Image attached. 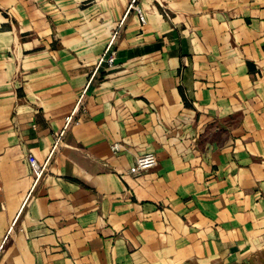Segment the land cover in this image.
Here are the masks:
<instances>
[{
    "label": "crops",
    "instance_id": "crops-1",
    "mask_svg": "<svg viewBox=\"0 0 264 264\" xmlns=\"http://www.w3.org/2000/svg\"><path fill=\"white\" fill-rule=\"evenodd\" d=\"M260 263L264 0H0V264Z\"/></svg>",
    "mask_w": 264,
    "mask_h": 264
},
{
    "label": "built area",
    "instance_id": "built-area-1",
    "mask_svg": "<svg viewBox=\"0 0 264 264\" xmlns=\"http://www.w3.org/2000/svg\"><path fill=\"white\" fill-rule=\"evenodd\" d=\"M134 11L138 16L139 22L141 24H144V16H143L140 8L135 7ZM107 62L109 64L112 63L113 58L112 57L108 58ZM69 119L67 121H69ZM59 137L57 138L54 146L57 145ZM119 149L120 148L118 145L112 146V150H114V151H119ZM26 161H27L28 167L30 169V172H31V175L33 178L32 188H34L35 185L39 182V180L42 178V176L44 174L45 165H42V166L39 165L37 163L36 159L32 155H27ZM154 162H155V157L152 154H146V155L140 156L135 160L134 170H140L141 168H143L145 166H149V165L153 164Z\"/></svg>",
    "mask_w": 264,
    "mask_h": 264
},
{
    "label": "rangeland",
    "instance_id": "rangeland-1",
    "mask_svg": "<svg viewBox=\"0 0 264 264\" xmlns=\"http://www.w3.org/2000/svg\"><path fill=\"white\" fill-rule=\"evenodd\" d=\"M260 264H262V263H260Z\"/></svg>",
    "mask_w": 264,
    "mask_h": 264
}]
</instances>
